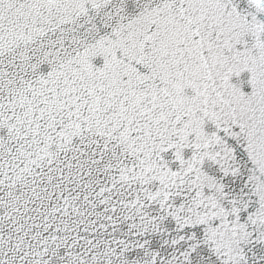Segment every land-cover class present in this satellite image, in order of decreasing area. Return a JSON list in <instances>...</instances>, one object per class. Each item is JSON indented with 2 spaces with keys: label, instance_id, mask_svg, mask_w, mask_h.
<instances>
[{
  "label": "snow or ice",
  "instance_id": "1",
  "mask_svg": "<svg viewBox=\"0 0 264 264\" xmlns=\"http://www.w3.org/2000/svg\"><path fill=\"white\" fill-rule=\"evenodd\" d=\"M0 264H264V0H0Z\"/></svg>",
  "mask_w": 264,
  "mask_h": 264
}]
</instances>
